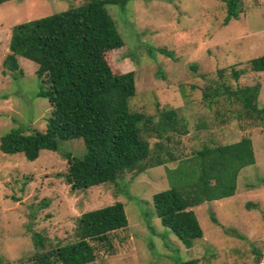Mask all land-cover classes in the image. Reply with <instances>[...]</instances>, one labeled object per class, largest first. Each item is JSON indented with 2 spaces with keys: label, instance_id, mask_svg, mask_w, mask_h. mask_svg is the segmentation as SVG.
<instances>
[{
  "label": "rangeland",
  "instance_id": "1",
  "mask_svg": "<svg viewBox=\"0 0 264 264\" xmlns=\"http://www.w3.org/2000/svg\"><path fill=\"white\" fill-rule=\"evenodd\" d=\"M84 1L0 4V136L14 129L42 132L51 111L47 100L36 95L40 87H48L36 76V64L18 56L16 71L1 64L11 27ZM105 9L123 43L108 53V61L115 72H134L130 110L154 125L160 112L172 107L187 125V134L173 135L180 140L177 145L169 143V151L190 154L203 141L229 144L246 136L254 163L239 171L232 196L191 208L202 237L187 248L161 225L151 202L153 193L170 187L165 168H173L175 162L70 191L61 176L67 168L63 154L81 158L82 139L58 141L56 151L41 150L33 161L21 153L0 151V264H30L35 254L73 242L80 214L115 202L122 204L127 225L111 232L105 245L90 242L95 259L87 264H172L193 259L199 264H264V127L235 118L219 124L215 106L207 107L201 96L205 87L218 82L217 70L225 69L222 81L232 88L259 83L257 105L264 107V71H247L237 81L228 77L230 66L246 67L249 59L264 54V0H240L238 18L225 26L224 0H131L122 8ZM231 108L234 116L237 106ZM141 136L149 137L144 132ZM36 234L42 237V247L34 245Z\"/></svg>",
  "mask_w": 264,
  "mask_h": 264
},
{
  "label": "trees",
  "instance_id": "2",
  "mask_svg": "<svg viewBox=\"0 0 264 264\" xmlns=\"http://www.w3.org/2000/svg\"><path fill=\"white\" fill-rule=\"evenodd\" d=\"M6 1L10 0H0V4ZM129 1L85 0L65 11L11 27L8 53L1 64L10 72L18 68L17 56L36 64V76L48 84L36 95L47 100L51 111L42 132L24 134L14 129L0 136V151L21 153L33 161L41 150L56 151L58 141L82 139L85 153L81 158L63 154L67 168L61 176L70 191L113 183L127 172L139 174L175 162L173 168H165L170 187L153 193L151 202L161 225L188 248L202 237L191 208L234 194L239 171L254 163L251 139L243 136L217 145L208 140L190 154L170 152L168 144L177 145L180 140L173 135L187 134V125L176 110L163 109L154 125L142 113L130 110L129 102L135 95L134 72H115L108 61V53L123 43L105 9L107 5L122 8ZM224 2L223 26L237 19L240 12V0ZM157 50L171 56L164 48ZM246 65L240 69L230 66L228 77L237 81L247 71H264V54L249 59ZM224 73L225 69L217 70L218 82L205 87L201 95L207 107L215 106L218 123L235 118L256 121L264 127V107L257 105L259 83L232 88L222 81ZM231 105L237 106L234 116L230 115ZM142 132L149 137L144 139ZM126 225L120 202L86 211L75 221L73 242L35 254L30 264L90 263L95 259L90 242L105 245L111 232ZM34 245L43 246L39 234L34 235ZM172 264L199 262L193 259Z\"/></svg>",
  "mask_w": 264,
  "mask_h": 264
}]
</instances>
